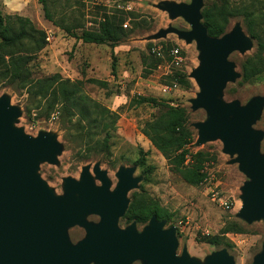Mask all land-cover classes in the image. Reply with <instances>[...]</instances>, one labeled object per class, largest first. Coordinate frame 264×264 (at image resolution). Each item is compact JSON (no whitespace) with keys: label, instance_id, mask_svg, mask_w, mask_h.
<instances>
[{"label":"rangeland","instance_id":"1","mask_svg":"<svg viewBox=\"0 0 264 264\" xmlns=\"http://www.w3.org/2000/svg\"><path fill=\"white\" fill-rule=\"evenodd\" d=\"M10 1L0 0L3 15L29 18L47 34L46 47L29 65L31 79L38 81L59 75L71 82L82 81L84 94L119 116L116 131L110 138V150L98 157L80 160L76 158L74 145L67 140L68 129L76 119L59 112L60 105L52 108L49 99L31 95L28 84L24 86L12 79H0V99L6 98L18 112L13 128L32 138L51 135L58 144L54 161H40L37 170L53 195L64 197L67 194L66 180H80L85 168H89L95 184L100 186L101 182L94 174L96 165L106 172L111 191H114L119 183L117 172L121 168L133 167L134 176L140 181L138 187L128 194V209L135 195L143 210L139 209L132 215L127 210L120 218L121 228L136 224L137 230L142 232L157 213L167 214L169 220H159L166 222L165 228L176 227L179 256L187 248L191 257L205 263L210 255L225 249L235 264H253L256 255L263 250L264 219L248 224L238 217L243 208L242 187L248 178L239 171L237 163H232L237 156L224 152L220 139L197 145L198 129L194 125L208 119L204 109L192 108V100L200 93L199 84L191 76L201 65L200 51L195 41L188 42L176 34L157 36L169 28L191 30L182 17L174 18L159 8L162 3L190 4L191 0L50 1L53 20L60 27L45 18L39 0L23 4ZM222 1L205 0L202 16L205 8L214 10L217 5L221 6ZM229 1L236 10H243L252 6L253 0ZM119 15L124 19L123 28L131 33L116 46L84 43L61 28L70 27L79 35L86 31L100 33L107 16ZM247 23L243 14L233 16L224 33L231 34L235 27L240 26L251 42V47L244 52L235 51L229 56L234 63L236 78L228 82L221 96L226 103L239 101L242 106L256 97H264V53L259 56L258 41L249 34ZM154 48L160 49L162 57L159 63L155 60ZM175 48L180 50L182 58L179 66L174 63L172 55ZM114 58L115 73L112 67ZM249 64H258L262 71L253 79L245 80L244 72L249 70ZM89 80L102 81L107 86L102 87ZM141 97L156 99L160 105H139L137 100ZM160 101L184 109L188 114L187 127L194 140L186 146L188 154L180 166L190 176L200 179L196 185L177 172L175 165L143 132L145 125L159 114L163 105ZM254 128L264 133V108ZM104 136L102 133L98 137L103 139ZM261 151L264 154V137ZM87 221L98 223L100 216L90 214ZM68 236L72 243L77 244L86 237V230L75 225L68 228ZM215 236L221 245L203 240ZM143 263L137 260L132 264Z\"/></svg>","mask_w":264,"mask_h":264},{"label":"water","instance_id":"2","mask_svg":"<svg viewBox=\"0 0 264 264\" xmlns=\"http://www.w3.org/2000/svg\"><path fill=\"white\" fill-rule=\"evenodd\" d=\"M205 0L190 4L162 3L159 8L172 17H182L191 30L169 28L157 36L169 33L188 42H196L201 65L192 73L200 87L192 100L193 110L204 109L205 122L198 129L197 145L220 139L224 152L237 156L232 163L248 181L242 187L243 208L238 217L252 224L264 219V154L261 141L264 133L254 128L261 118L264 97H256L242 106L239 101L226 103L221 99L230 81H234L231 53L251 47L240 26L221 37L209 35L203 24ZM17 110L6 98L0 99V264H235L223 249L210 255L205 263L191 257L187 248L179 256L176 227L165 228L166 222L152 217L142 232L136 224L119 226L129 207L128 194L138 187L140 178L135 169L121 168L119 183L111 191L106 172L99 165L94 174L101 182L97 186L89 172L83 170L80 180H66L67 194L56 197L37 174L40 161H54L58 144L51 135L32 138L13 128ZM100 216L98 223L87 216ZM80 225L86 237L74 244L68 228ZM253 264H264V243Z\"/></svg>","mask_w":264,"mask_h":264},{"label":"trees","instance_id":"3","mask_svg":"<svg viewBox=\"0 0 264 264\" xmlns=\"http://www.w3.org/2000/svg\"><path fill=\"white\" fill-rule=\"evenodd\" d=\"M50 1L54 0H39L45 18L60 27L53 20L49 8ZM236 9L232 7L229 0H223L221 6L217 5L214 10L210 7L205 8L203 22L208 28L209 35L221 37L226 32L230 18L243 14L248 21L249 34L258 41V54L261 57L264 53V0H253L252 6H246L243 10ZM123 22L124 19L121 15L107 16L102 32L86 31L80 35L70 27L61 26V28L84 43L116 46L131 33L123 28ZM0 38V79H12L24 86L28 84L31 95H40L49 99L52 108L60 105L59 112L76 119L74 123L71 119L72 125L68 129L70 131L67 136V140L71 141L76 149V158L86 160L98 157L104 151H109L110 138L116 131L118 114L84 94L82 81L71 82L62 79L59 75L38 81L31 79L29 65L34 57L46 47V32L38 29L29 18L19 15L5 16L0 9ZM155 57L157 58H155L156 62L159 63L160 58ZM112 67L113 73H115V58ZM261 71L258 64H249V70L245 69L244 79L251 80ZM89 82L97 83L102 87L107 86L105 82L98 80H89ZM160 102L163 105L160 107L159 114L145 125L143 132L154 146L167 157L169 162L175 165L174 169L181 173L188 182L196 185L200 179L190 176L181 167L188 154L186 146L194 140L193 133L187 127L188 114L184 109L174 108L164 101ZM145 103L160 105L158 100L152 98L141 97L137 100L139 105ZM102 133L105 136L100 139L98 136ZM139 203V200L133 195V202L128 209L130 215L139 209L143 210ZM156 216L158 219L167 218L169 220L167 214L157 213ZM239 230L243 231L240 228ZM203 240L210 244L221 245L216 236Z\"/></svg>","mask_w":264,"mask_h":264},{"label":"built area","instance_id":"4","mask_svg":"<svg viewBox=\"0 0 264 264\" xmlns=\"http://www.w3.org/2000/svg\"><path fill=\"white\" fill-rule=\"evenodd\" d=\"M126 26L127 25H125V27ZM152 51L158 58L162 57L160 49L154 48ZM172 55L174 57V63L176 64V66H179V64L182 61V58L180 56V50L178 48L173 49L172 50Z\"/></svg>","mask_w":264,"mask_h":264},{"label":"crops","instance_id":"5","mask_svg":"<svg viewBox=\"0 0 264 264\" xmlns=\"http://www.w3.org/2000/svg\"><path fill=\"white\" fill-rule=\"evenodd\" d=\"M12 1H16V2H18V3H25V2H27V1H29V0H11L10 2H12Z\"/></svg>","mask_w":264,"mask_h":264}]
</instances>
